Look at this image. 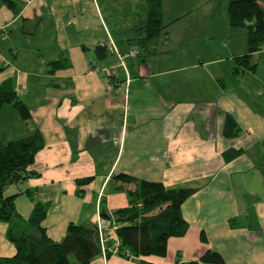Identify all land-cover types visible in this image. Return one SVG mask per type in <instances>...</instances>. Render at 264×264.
<instances>
[{
	"label": "crops",
	"instance_id": "obj_1",
	"mask_svg": "<svg viewBox=\"0 0 264 264\" xmlns=\"http://www.w3.org/2000/svg\"><path fill=\"white\" fill-rule=\"evenodd\" d=\"M9 1L0 0V85H9L30 118L23 122L3 106L0 140L37 130L43 141L28 168L37 177L4 190L16 213L27 220L35 203L46 204L41 227L59 242L69 224L96 227L101 219L114 227L113 213L129 207L128 185L117 176L189 188L181 206L188 229L168 239L164 256L121 257L103 240L89 264H206L198 262L205 251L223 264H264V115L221 84L218 60L167 55L173 42L189 46L201 32L190 1L169 9L162 0L164 29L147 43L153 53L144 60L137 55L146 18L141 0ZM225 115L239 127L237 138L223 137ZM233 151L240 153L229 158ZM5 231L0 223V258H11Z\"/></svg>",
	"mask_w": 264,
	"mask_h": 264
},
{
	"label": "trees",
	"instance_id": "obj_2",
	"mask_svg": "<svg viewBox=\"0 0 264 264\" xmlns=\"http://www.w3.org/2000/svg\"><path fill=\"white\" fill-rule=\"evenodd\" d=\"M2 2L10 6L9 0ZM144 2L146 18L141 28L143 37L137 40V55L141 60L153 53L147 43L157 39L164 29L161 21L162 0ZM226 19L231 27L246 31V52L233 58L235 67L232 74L239 76L254 72L257 62L252 61V55L264 53V10L257 0H228ZM60 65L59 61L51 63L50 71L58 69ZM5 105L11 106L21 121L29 120V111L15 92L9 85H0V110ZM239 134L240 129L234 119L225 115L223 137L234 139ZM42 147V137L37 130L25 138L6 143L0 140V223L6 225L5 237L15 248V255L0 258V264H89L101 255L99 234L94 226L69 224L62 240L53 242L46 238L41 227L46 215V204L35 203L28 219L23 220L16 213L13 197L4 196L7 186L37 177L28 168ZM239 153L233 151L228 156L232 158ZM116 179L128 185L125 193L129 202V207L113 213L114 232L119 241L118 255L164 256L168 239L182 237L188 229L182 218L181 206L193 194V190L167 189L160 183L137 181L127 176H117ZM89 180L76 181V185L86 184ZM229 225L235 226L233 221ZM200 239L204 242L202 234ZM198 262L223 264L222 258L210 251H205Z\"/></svg>",
	"mask_w": 264,
	"mask_h": 264
},
{
	"label": "rangeland",
	"instance_id": "obj_3",
	"mask_svg": "<svg viewBox=\"0 0 264 264\" xmlns=\"http://www.w3.org/2000/svg\"><path fill=\"white\" fill-rule=\"evenodd\" d=\"M179 1L182 4L190 1L189 12L195 14L193 19L199 20V24L202 26L201 32L190 39L189 46H182V42H173L167 55L173 58L187 57L188 60H194L196 55H199L203 58V61L218 60L220 64L214 66L220 70L214 73L224 81L221 84L225 83L226 89L237 91L244 103L248 102L250 107L256 106L258 111L264 115V53H254L252 55V61L257 62L254 72H245L239 76L230 74L229 68L233 69L235 65H229L227 58L232 54L242 55L246 51V31L243 28L231 27L226 23L225 15L228 0H164L165 6L169 9H171V6L176 7ZM258 1L262 4L264 10V0ZM139 7L136 6L137 11H139ZM143 7L146 12L145 2L141 0V9ZM183 8L185 9V6H179L178 9L180 11ZM185 22L187 23V21ZM186 23H181L179 28L183 29ZM127 47L133 48L131 46ZM128 56L127 53L123 54L122 60H118V66H121V70L123 69L122 65L127 62L126 58ZM185 73L190 74L192 71ZM124 89H127L128 94L127 87L122 88L120 92ZM209 93L210 90L208 89L204 94ZM7 123L10 124L9 119Z\"/></svg>",
	"mask_w": 264,
	"mask_h": 264
},
{
	"label": "built area",
	"instance_id": "obj_4",
	"mask_svg": "<svg viewBox=\"0 0 264 264\" xmlns=\"http://www.w3.org/2000/svg\"><path fill=\"white\" fill-rule=\"evenodd\" d=\"M24 2H28L29 0H22ZM131 56H135L136 52L132 51L130 52ZM119 58H121V56H119ZM121 96L124 98V100L127 97V89H124L120 92ZM96 230L99 234V240L100 241H110L113 244V247L118 250V245H119V241L116 238L115 232H114V227L110 226V224L108 223V221L105 220H101L98 219V221L96 222ZM127 255V253H125Z\"/></svg>",
	"mask_w": 264,
	"mask_h": 264
}]
</instances>
